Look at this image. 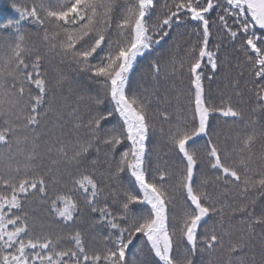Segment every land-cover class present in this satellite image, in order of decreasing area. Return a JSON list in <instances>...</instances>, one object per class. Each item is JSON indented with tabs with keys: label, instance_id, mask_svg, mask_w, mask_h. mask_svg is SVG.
Instances as JSON below:
<instances>
[{
	"label": "snow or ice",
	"instance_id": "6c2138e0",
	"mask_svg": "<svg viewBox=\"0 0 264 264\" xmlns=\"http://www.w3.org/2000/svg\"><path fill=\"white\" fill-rule=\"evenodd\" d=\"M11 8L0 264H264V0Z\"/></svg>",
	"mask_w": 264,
	"mask_h": 264
},
{
	"label": "trees",
	"instance_id": "16d2710c",
	"mask_svg": "<svg viewBox=\"0 0 264 264\" xmlns=\"http://www.w3.org/2000/svg\"><path fill=\"white\" fill-rule=\"evenodd\" d=\"M12 0H0V23L6 22L15 16L13 9L11 8ZM183 55V53H180ZM147 67V61L141 62L140 66L137 68V72L144 71ZM223 71V70H222ZM225 81L221 79L213 80L212 82L206 81V87H210L213 91L217 89H222L225 85Z\"/></svg>",
	"mask_w": 264,
	"mask_h": 264
}]
</instances>
